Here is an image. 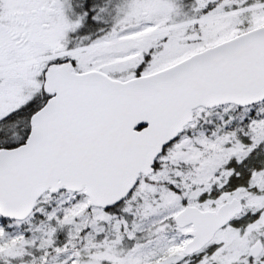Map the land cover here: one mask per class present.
Wrapping results in <instances>:
<instances>
[{
  "label": "snow or ice",
  "instance_id": "1",
  "mask_svg": "<svg viewBox=\"0 0 264 264\" xmlns=\"http://www.w3.org/2000/svg\"><path fill=\"white\" fill-rule=\"evenodd\" d=\"M0 264H264V0H0Z\"/></svg>",
  "mask_w": 264,
  "mask_h": 264
}]
</instances>
